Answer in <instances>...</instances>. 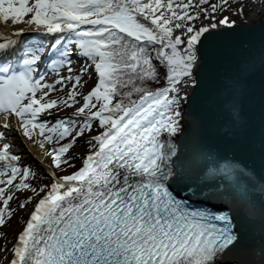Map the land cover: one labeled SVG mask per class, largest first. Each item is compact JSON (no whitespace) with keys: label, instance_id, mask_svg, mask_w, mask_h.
<instances>
[{"label":"snow or ice","instance_id":"1","mask_svg":"<svg viewBox=\"0 0 264 264\" xmlns=\"http://www.w3.org/2000/svg\"><path fill=\"white\" fill-rule=\"evenodd\" d=\"M250 11L264 0H0L4 21L27 26L0 33V264H244L237 212L254 219L257 203L264 264V79L258 140L244 123L240 144L259 169L233 156L191 171L178 143L202 127L184 106L214 44ZM26 30L44 40L21 46ZM253 71L240 65L230 90L243 93ZM240 112L237 95L233 122ZM14 129L52 156L49 182ZM13 203L27 215L9 242Z\"/></svg>","mask_w":264,"mask_h":264},{"label":"water","instance_id":"2","mask_svg":"<svg viewBox=\"0 0 264 264\" xmlns=\"http://www.w3.org/2000/svg\"><path fill=\"white\" fill-rule=\"evenodd\" d=\"M258 5H253L256 8ZM252 62L255 71L246 77L247 88L243 93L230 90L233 74L242 64ZM264 13L249 12L248 20L231 32H225L214 44V53L202 73V83L194 99L185 105L202 120V127L187 132L178 143L186 150L185 163L195 171L208 163H222L224 158L236 156L241 162L259 169L258 154L241 150L245 141L244 123L259 135V89L264 72ZM240 96L241 121L233 122L232 108L235 97ZM229 129V134L225 130ZM226 210V209H225ZM243 232V243L251 246L240 255L244 264H258L262 233L261 207L255 206V218L249 219L246 210L237 212Z\"/></svg>","mask_w":264,"mask_h":264},{"label":"rangeland","instance_id":"3","mask_svg":"<svg viewBox=\"0 0 264 264\" xmlns=\"http://www.w3.org/2000/svg\"><path fill=\"white\" fill-rule=\"evenodd\" d=\"M95 79V76H93L91 79H90V84H91V81H93ZM63 94V93H62ZM66 110L67 112H64L62 114H67V115H70L71 114V111L72 109H64ZM56 115V117H59L61 116L62 114L60 113H53ZM44 117H47V119H49L50 116H42V118ZM50 120V119H49ZM52 121L53 123L55 122V120H50ZM15 124V123H14ZM13 135H11V133L9 134V137L14 140V138L18 137V138H21L23 141L25 142H28V144L30 146H32L33 142H32V139H29L28 137L24 136L22 132H20L19 129H14L13 130ZM50 147V145H45V148H48ZM37 148V147H36ZM73 153L77 154V155H80L82 153H86L87 151V145L85 144V142L83 140H80L72 150ZM21 154H22V160L25 161L26 160V157L28 156V154L22 152V151H19ZM43 155H45V157L43 158L42 161H34V162H29L28 164H30L34 170L38 171V173H40L42 176H44L45 178L44 179H41V180H38L37 182H40V183H44V182H49L51 177L50 176H47V173H46V169H47V166L50 165L52 163V156L50 154H45V150L43 152ZM26 162V161H25ZM79 164V160H77V165ZM55 170V169H53ZM58 171V170H57ZM70 171V169L68 170ZM13 208L16 209V213L17 212H21L22 213V217H21V221H20V224L23 223V219L26 218V215L27 213L18 209L16 207V204L13 203ZM13 229V230H10V232L8 233V240L9 242L12 241V238L15 236L16 234V231L21 229L22 227L18 228L17 229V223L14 222V220L11 221V224L8 226V229Z\"/></svg>","mask_w":264,"mask_h":264},{"label":"bare ground","instance_id":"4","mask_svg":"<svg viewBox=\"0 0 264 264\" xmlns=\"http://www.w3.org/2000/svg\"><path fill=\"white\" fill-rule=\"evenodd\" d=\"M19 27H24V26H22L21 23L14 24L11 19L9 21H4L3 18L0 17V33L11 34V33H13V31L16 28H19ZM60 94L63 95L62 93H60ZM64 112H67V111L63 110V113ZM54 113L62 114L61 112H54ZM0 115L3 117V118H0V126H2L4 121H5V119H6V117L4 116V114H0ZM50 116H51V119H53L55 114H52ZM8 119L13 124L15 123L14 116L13 117H9ZM10 133H11V135L14 134L13 131H11ZM13 141L15 143V149L18 152L22 151V152L28 154V156L26 157V160H25L26 163L34 162L36 160L42 161L43 159H41V157H43V158L45 157V155H43V152H44L45 149L41 148L38 143H34L33 140H32V142H33L32 146H30L28 144V142H25L21 138H18V137L14 138ZM21 217H22V213L21 212H17L16 218L13 219L14 222L17 223V229L23 226V223L20 224ZM10 230H13V229H11V228L8 229L7 228V232L8 233L10 232Z\"/></svg>","mask_w":264,"mask_h":264}]
</instances>
